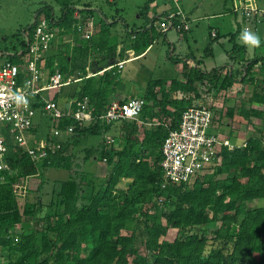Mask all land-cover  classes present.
I'll list each match as a JSON object with an SVG mask.
<instances>
[{
	"label": "trees",
	"instance_id": "obj_1",
	"mask_svg": "<svg viewBox=\"0 0 264 264\" xmlns=\"http://www.w3.org/2000/svg\"><path fill=\"white\" fill-rule=\"evenodd\" d=\"M55 1L59 13L53 5H43L34 22L18 33V43L0 49V57L20 63L44 14L54 26L64 29L50 51L48 70L53 74L59 69L66 79H81L76 82L72 109L88 97L94 119L80 124L65 115L57 125L59 129L74 126L71 137L59 148L48 149V157L39 165L5 131L8 169L0 173V244L10 251L6 264H264L263 136H252L233 149L224 147L221 162L193 184L164 187L161 166L164 141L179 129L183 112L201 104L204 94L229 90L237 82L253 83L249 102L264 104V80L257 81L255 74L256 66L264 65V23L255 33L260 44L253 57L246 58V47L237 40L239 28L229 34L232 48L226 64L206 70L199 60L186 66L188 56L174 59L184 63L186 81L150 79L141 96L146 105L139 120L107 124L99 116L121 84L118 59H124L128 49L136 57L146 53L156 39L155 24L165 15L151 16L150 24L139 29L127 26L129 41L124 37L112 40L110 30L116 21L103 17L95 35L87 39L77 28L80 18L75 13L92 15L91 5L81 6L80 0ZM155 1L148 0L141 15L148 17ZM66 33L72 35L68 43L63 41ZM122 43L126 46L119 51ZM110 66L114 67L100 74ZM89 71L96 75L88 77ZM32 102L36 109L43 105L40 97ZM69 107L64 106L65 113ZM233 113L230 109V116ZM252 113L247 111L244 117L249 119ZM109 133L119 148L104 144L103 137ZM94 137L100 142L82 150V160L108 161L112 166L108 177L83 172L56 180L50 210L43 216L42 195L30 202L17 193L15 186L37 175L39 168L70 171L78 158L76 147ZM121 182L126 187L119 186ZM148 203H153L154 210L143 211ZM142 221L147 235L145 254L137 245L136 227ZM129 222H135V228L126 235L123 230ZM170 231H176L173 239Z\"/></svg>",
	"mask_w": 264,
	"mask_h": 264
},
{
	"label": "rangeland",
	"instance_id": "obj_2",
	"mask_svg": "<svg viewBox=\"0 0 264 264\" xmlns=\"http://www.w3.org/2000/svg\"><path fill=\"white\" fill-rule=\"evenodd\" d=\"M80 2L81 6L87 3L90 4L91 8L95 11L92 15L85 16L86 19H83L85 17L81 14L79 18L84 24L87 21L93 22L96 32L98 29L97 24L103 17H107L110 22L116 21L114 26H111L110 30L112 40L114 41L117 39L120 40L122 37L127 38V26L131 29H139L148 26L151 22V16L148 15L147 17L143 14L141 15L142 8L146 5L148 0H80ZM46 3L53 5L55 13H59V4L55 0H0V49L11 48L13 45L17 44L18 41H16V37L18 33L27 25L34 22L36 12ZM154 3L153 7L157 10L173 8V3L169 0H156ZM224 3L227 4L229 11H227L228 13H225L223 17L219 16V18L209 15V17L206 18L204 16L199 22L191 23L192 31L190 33L197 41L193 40L194 38L192 39L193 41L191 40L190 42L182 40L180 38L181 34L175 30H170L166 34H161L160 20H158L154 28L156 39L152 47L143 56L127 62L121 72V84L118 86L116 93H122L121 98L128 96L141 97L150 79L171 80L177 77L182 66H179V64L173 60L186 56L190 48L195 49L198 45L201 50H204L207 46L213 47L215 50L214 58L218 65L226 62L228 59L227 55L232 48L229 34L240 28V34L237 40L243 42V33L246 30V23L243 19V15L234 11L235 6L247 4L264 9V0H247L246 3H244L243 0H221V4H223L222 7H224ZM181 5L184 11L192 17V0H182ZM218 8V4L214 5V10L210 13H219L221 10H217ZM152 9L153 8H151V10ZM207 9L209 8L204 6L203 11ZM203 11H201V14H204ZM211 26L220 29V37L218 39H212L210 32ZM250 33L255 35L253 31H250ZM64 36L66 41H63L65 43L72 41V35L70 33H66ZM127 39L129 41L130 37ZM92 59V56H90L88 62ZM76 84L78 83L72 81L70 85L62 88L59 93L53 91L50 96H57V100L62 106L67 104L70 106L72 100H75L72 97L76 91ZM45 95H47V97L49 96L48 93ZM59 121L60 120H56L42 109H38L34 118L35 130L27 136L29 146L35 148L55 146L57 149V145H60L62 141L67 140L72 135V132L68 129L58 128L57 123ZM240 122L242 124L241 127L244 125L242 130L244 132H250V134L247 133L248 137L256 135L263 136L264 139V117L259 121L258 119H253L251 117L247 119L242 116L238 123ZM256 124L260 128L256 127ZM237 128L239 129L240 126H237ZM254 130H257L258 133ZM113 136L112 133L104 136V144L108 148H119L120 144H118L117 141H114V144L109 143L108 137L114 138ZM99 142L100 140L97 137L90 138L88 141H82L80 145L76 147L78 158L70 171L66 169L56 170L53 168L44 171L42 168H39L37 175L28 177L23 184H19L17 193L27 197L30 202H36L37 198L42 195L44 207L41 216H43L50 210L48 204L51 201L56 180L68 179L71 174L78 177V175L83 172L92 173L96 177H108L112 171V166L109 165L108 161L90 160L88 163H84L82 160L85 156L82 150L88 145L96 146ZM234 142L242 143V139L235 140ZM40 186L42 187V191L39 190ZM119 186L126 187L122 182ZM255 205L256 201L251 204V207ZM151 209L154 210L153 203H148L145 205L143 211H149ZM26 227H30V225L28 224ZM134 228L135 222H129L127 227L123 230V233L131 235ZM136 228L137 245L140 251L145 254L144 243L147 235L143 221ZM175 235L176 231H170L169 238L173 239ZM9 254V249L0 244V263L6 264L10 258Z\"/></svg>",
	"mask_w": 264,
	"mask_h": 264
},
{
	"label": "built area",
	"instance_id": "obj_3",
	"mask_svg": "<svg viewBox=\"0 0 264 264\" xmlns=\"http://www.w3.org/2000/svg\"><path fill=\"white\" fill-rule=\"evenodd\" d=\"M173 8L167 12L160 21V30L163 33L175 30L182 36L191 29L183 7L182 0H169ZM247 0H243L246 3ZM234 11L241 13L246 23V30L257 31L264 23V9L256 6L243 4L235 6ZM75 16L79 18L80 13ZM77 28L90 39L94 35L95 24L93 22L79 21ZM63 28L54 26L49 19L42 14L34 30L33 40L29 45L27 53L20 63L12 62L0 57V173L8 169L6 155L8 145L6 143L5 131L9 133L14 144L25 148L32 160L40 164L48 157V149L55 150V146L30 147L27 136L33 132L34 118L37 110L33 106V100L40 97L42 109L56 120H62L65 115L72 116L80 124L89 123L94 119L93 110L87 98L79 102L76 110L72 109V100L68 111L54 96V91L59 93L62 88L70 85L72 78L66 79L64 74L56 69L53 74L48 70V57L54 42H57ZM66 36V35H65ZM65 36L63 40H65ZM212 36L216 37L214 30ZM131 58L120 60L116 66L122 71ZM110 66L106 70H110ZM103 71V72H104ZM94 74L88 75V77ZM46 93L49 94L45 95ZM146 100L142 97H132L125 100H111L106 106L99 119L111 124L122 120H139ZM214 123L213 112L210 106L199 104L190 107L183 112L181 124L178 130L170 132L163 144V160L161 166L164 173V184L181 185L193 184L203 174L210 171L213 166L221 162L220 153L224 147L233 149L235 146L229 139L210 133ZM74 126L67 129L74 131ZM109 143L115 140L108 137ZM61 145H57L59 148ZM22 179L19 184H23ZM3 181V177H1Z\"/></svg>",
	"mask_w": 264,
	"mask_h": 264
},
{
	"label": "crops",
	"instance_id": "obj_4",
	"mask_svg": "<svg viewBox=\"0 0 264 264\" xmlns=\"http://www.w3.org/2000/svg\"><path fill=\"white\" fill-rule=\"evenodd\" d=\"M154 4L155 3H153V5H151V8H153V9L150 11L149 16H153L155 14L166 15L167 12L171 10L169 8H163L162 10L154 9V7H153ZM217 4L219 6V8L217 10H221V11L217 14L210 13L212 10H214L213 9L214 5H217ZM204 6L205 7L207 6V8H209V9H207L206 11H203ZM222 6H223V4H221V0H192V17H191V15L187 14L186 12L185 13H186L188 19L190 20V25H191L192 22H199L200 20H202L204 16H205V18L209 17V15L213 16V17H219V16L223 17V15L225 13H228L227 11H229V9H228L226 3H224V7H222ZM201 11H203L204 14H201ZM214 30L217 33L216 37H218V35H220V29L218 27H214V26L212 27L211 26L210 32H211L212 39H215V37L212 36V32ZM191 31H192V29H190V31L185 33L183 36L181 35L180 38L182 40L187 41V42H190L193 38H194L193 40L197 41L194 36H191V33H190ZM168 32H166V33H168ZM256 32L257 31H255L254 33H256ZM95 33H96V31H94V35H95ZM240 43L246 47V58L253 57L255 46H253L251 44H246L244 41L240 42ZM124 46H126V44L122 43L121 45H119V51ZM189 50H190L189 53L186 55V56H188L186 66H188L189 68L195 65L196 60L202 61V66L206 70L212 69V68L217 67V66H222V65L226 64L228 61V59H227L226 62L218 65L217 61L214 58V54H215L214 51L215 50L213 47H210V46H207L204 50H201L199 48V45H198V47H195V49L190 48ZM147 51H146V53H147ZM146 53H144V54H146ZM144 54H142L141 56H143ZM186 56L179 58V59L182 60ZM137 57H140V56H137ZM137 57L135 56V51L133 49H128L126 51V55H125L124 59L131 58V60H133L134 58H137ZM227 58H228V55H227ZM124 59H118V60L120 61V60H124ZM90 62H91V60L88 62L89 67H90ZM178 64H179V66H182V67L179 70V75L177 76V78L181 81H186L185 77H184L185 65L182 61ZM103 71H101L100 74H102ZM226 72L227 71H225L224 74ZM91 74H94V76L96 75L95 73H92L91 71H89L88 75H91ZM255 74H256L257 81L258 80L263 81L264 80V65H262V64L257 65L255 68ZM241 76H242V73L239 74L238 77L240 78ZM168 83H170V80ZM254 90H255V87H254L253 83L243 84V83L237 82L229 90H222L218 93H213V94H204L203 99L202 100L200 99V102L210 106V108L213 112V118H214V123H213L212 128L210 129V133L217 134L224 139H229L234 146H243L245 144V142L250 138V137H248V134H247V133L250 134V132H244L242 130L244 125L241 127L242 124H241V122L238 123V121L241 120L242 116H244L247 111L253 112L252 113L253 115L251 116V118H253V119H258L260 121L261 118L264 117V104L257 103V102H254V103L249 102L250 98L253 96ZM121 97H122V93L119 92V93H116L113 96V98H110V99L111 100H124V99L132 98V97H138V96H128V97H124V98H121ZM85 98H87L90 102V99L88 97H85ZM230 109H234V113L232 116H230V114H229ZM237 126H240V128L238 129ZM255 126L260 128L257 124ZM246 129H247V127H246ZM255 132L258 133L257 130ZM254 136H256V135H254ZM239 139H242V143H235L234 142L235 140H239Z\"/></svg>",
	"mask_w": 264,
	"mask_h": 264
},
{
	"label": "clouds",
	"instance_id": "obj_5",
	"mask_svg": "<svg viewBox=\"0 0 264 264\" xmlns=\"http://www.w3.org/2000/svg\"><path fill=\"white\" fill-rule=\"evenodd\" d=\"M243 39L246 44H251L253 46H259L260 44L259 37L248 32L247 30H245L243 33Z\"/></svg>",
	"mask_w": 264,
	"mask_h": 264
}]
</instances>
